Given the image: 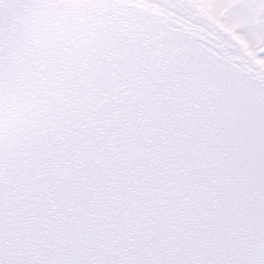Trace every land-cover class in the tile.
<instances>
[{
    "label": "snow or ice",
    "instance_id": "obj_1",
    "mask_svg": "<svg viewBox=\"0 0 264 264\" xmlns=\"http://www.w3.org/2000/svg\"><path fill=\"white\" fill-rule=\"evenodd\" d=\"M0 264H264V0H0Z\"/></svg>",
    "mask_w": 264,
    "mask_h": 264
}]
</instances>
